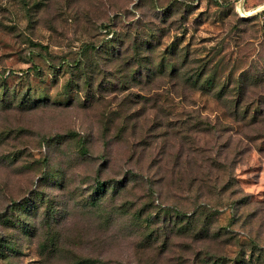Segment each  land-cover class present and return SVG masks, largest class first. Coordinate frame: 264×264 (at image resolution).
<instances>
[{"label":"rangeland","instance_id":"rangeland-1","mask_svg":"<svg viewBox=\"0 0 264 264\" xmlns=\"http://www.w3.org/2000/svg\"><path fill=\"white\" fill-rule=\"evenodd\" d=\"M0 264H264V0H0Z\"/></svg>","mask_w":264,"mask_h":264},{"label":"trees","instance_id":"trees-1","mask_svg":"<svg viewBox=\"0 0 264 264\" xmlns=\"http://www.w3.org/2000/svg\"><path fill=\"white\" fill-rule=\"evenodd\" d=\"M212 79V74L209 76H205V78L202 80L203 84L201 85H210L211 84V80ZM198 77L194 78L193 81H195L194 83H197Z\"/></svg>","mask_w":264,"mask_h":264}]
</instances>
